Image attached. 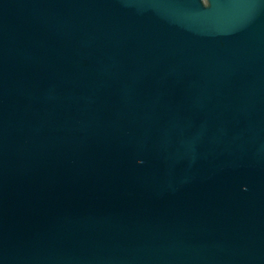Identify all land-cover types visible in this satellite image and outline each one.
Masks as SVG:
<instances>
[{
    "label": "water",
    "instance_id": "water-1",
    "mask_svg": "<svg viewBox=\"0 0 264 264\" xmlns=\"http://www.w3.org/2000/svg\"><path fill=\"white\" fill-rule=\"evenodd\" d=\"M0 264H264V0H0Z\"/></svg>",
    "mask_w": 264,
    "mask_h": 264
}]
</instances>
